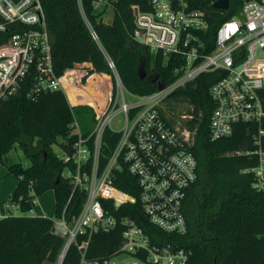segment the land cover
<instances>
[{
  "label": "built area",
  "instance_id": "obj_1",
  "mask_svg": "<svg viewBox=\"0 0 264 264\" xmlns=\"http://www.w3.org/2000/svg\"><path fill=\"white\" fill-rule=\"evenodd\" d=\"M227 3V9L219 10L232 8L231 15L220 19L213 31L212 48L207 51L193 38L195 33L205 32L207 16L201 9H193L188 0H147L148 9L144 11L131 5L133 27L129 38L152 52H160L165 59L172 58L176 77L145 95L127 91L134 98L127 103L113 62L105 54L109 73L95 72L89 63L80 62L63 70L61 76L54 74L39 0H0V102L31 78L29 99L59 90L64 92L69 106L86 105L93 111L91 132L81 135L74 120L71 126L76 138L71 152L61 151L59 156L66 163L61 177L69 184L64 207L75 196L82 198L76 213L66 217L63 211L60 217L52 218L53 234L63 239L53 264H62L71 245L79 252L80 264H187L189 249L173 242L150 243L133 218L118 213L123 205L136 204V211L161 234L185 233L182 204L197 177L196 160L190 151L195 129L186 123L192 118V106L174 117L166 109L165 99L187 82L203 73H221L209 86L213 105L208 121L210 140L230 135L235 123H261L264 0H227ZM87 27L91 39L98 43L89 24ZM67 71L70 74L65 75ZM93 75V80H101L100 91L101 88L106 91L102 103L95 100L90 104L79 95L72 103L64 84L80 87ZM105 132L114 137L110 146L104 141ZM262 134L258 128L257 143ZM256 152L259 164L251 172L257 177L256 185L261 186L264 155ZM123 175L131 178L124 182L131 193L116 187L117 182H123ZM17 208V204L8 203L1 217L13 215L9 209L18 211ZM26 214L35 215L32 208ZM117 225L122 227L119 247L108 256L86 258L90 236L111 232Z\"/></svg>",
  "mask_w": 264,
  "mask_h": 264
},
{
  "label": "trees",
  "instance_id": "obj_2",
  "mask_svg": "<svg viewBox=\"0 0 264 264\" xmlns=\"http://www.w3.org/2000/svg\"><path fill=\"white\" fill-rule=\"evenodd\" d=\"M39 1L56 76L80 62L89 63L95 72L109 73L105 54L112 60L123 88L129 93L145 95L154 91L156 85L152 79L164 85L175 79L172 58L165 59L160 52H152L129 38L133 27L131 5L144 11L148 9L147 0H104L113 11L109 23L102 21V11L95 10V0ZM211 1L188 0L193 9H201L207 16L205 32L193 36L204 46V51L212 48L213 31L220 19L228 18L232 12V8L213 9ZM85 22L94 31L98 43L91 39ZM140 62L145 73L142 79L137 73ZM68 74L67 71L65 75ZM220 75L219 71L203 73L165 99V107L174 117L183 109L189 110L188 106H181L183 103L192 106V118L186 123L190 129H195L190 151L196 160L197 177L187 189L182 204L185 233L161 234L136 211V204L123 205L118 214L133 218L150 243L173 242L189 249L187 264H264V178L259 187L257 177L251 172L259 164L256 151L264 155V117L259 125L235 123L230 135L210 140L208 121L213 105L209 86ZM93 77L80 87L64 84L72 103L77 95L90 104L95 100L102 103L106 91L104 88L100 91L101 80L95 81ZM31 81V78L25 79L12 95L0 102V166L17 179L9 203L17 204L19 212L0 217V264H53L63 239L53 234L52 218L26 214L31 200L52 190L53 218H58L63 211L66 217L76 213L82 198L75 196L64 207L69 184L61 173L66 163L55 155L52 145L69 154L76 138L71 126L75 115L82 110L93 121V111L86 105L69 106L64 92L59 90L46 91L29 99L27 92ZM259 96L264 110V89L259 90ZM258 128L263 134L258 136L257 143ZM89 132L80 130L81 135ZM103 137L108 146L113 144L114 137L108 132ZM14 144L20 146L30 161L28 167L9 159L8 153ZM121 180L123 182H117L116 187L131 193L124 186L131 178L123 175ZM121 229L117 225L111 232L92 234L85 257L98 259L112 254L119 247ZM61 262L80 264L74 245L68 248Z\"/></svg>",
  "mask_w": 264,
  "mask_h": 264
},
{
  "label": "rangeland",
  "instance_id": "obj_3",
  "mask_svg": "<svg viewBox=\"0 0 264 264\" xmlns=\"http://www.w3.org/2000/svg\"><path fill=\"white\" fill-rule=\"evenodd\" d=\"M94 7H95L96 11H102V15H101L102 21H104L105 23H109L111 21L113 11L109 5L105 4V2H97L94 4ZM123 96H124V100L127 103H130L134 100V98L131 97L128 94V92L125 90H123ZM181 106H183V108H185L188 105H187V103H183V105H181ZM75 122H76V125L78 126V128L80 130L86 129L88 131H91L94 127V125H93L94 122L91 120L90 115L83 112L82 110L77 112V114L75 115ZM58 140H60V139H58ZM52 150L57 157H59L61 155V148L59 146H57L55 144L52 145ZM8 157L12 162H19L23 167H28L30 165V161H28L27 158L24 156L22 149L20 148L19 145L14 144V147L8 153ZM5 170H6V168L4 166H2V168L0 169V171H3V172H5ZM14 181H15V179L13 178L12 175L10 176V174L7 177L6 176H4V177L0 176V196H1V198H4L6 196V199H8V197H10L9 196L10 192H8V191H9V189L12 188ZM4 188H6V189H4ZM256 188H258V187H256ZM50 191L51 190H49L48 192H45L44 194H42V196H36L38 203L40 202V204H41L40 209L38 206L33 205L34 211L36 213H41L44 216H46L47 218H53L54 217V213L52 212V195L50 194ZM2 212H4V209ZM9 212L12 213L13 215L18 213L16 210H12V209H9Z\"/></svg>",
  "mask_w": 264,
  "mask_h": 264
},
{
  "label": "crops",
  "instance_id": "obj_4",
  "mask_svg": "<svg viewBox=\"0 0 264 264\" xmlns=\"http://www.w3.org/2000/svg\"><path fill=\"white\" fill-rule=\"evenodd\" d=\"M67 98V97H66ZM2 168V166H0V169ZM9 174L7 173V170H5V172H3V171H0V176H8ZM11 176V175H10ZM14 178V177H13ZM15 179V181L13 182V185H12V188L11 189H9V191L8 192H10L9 193V196H10V194H11V192H12V190H13V188H14V186H15V184H16V182H17V179L16 178H14ZM4 189H6V188H4ZM46 192H48V191H46ZM45 193V192H44ZM44 193H42V194H44ZM42 194L40 195V196H42ZM50 194L52 195V190L50 191ZM5 196V195H4ZM9 199H10V197H8V199H6V196L4 197V198H1V196H0V217L2 216V214H3V209H5V205H7V203L9 202ZM7 203H6V202ZM6 203V204H5ZM33 205H35V206H38L39 207V209L41 208L40 206H41V204H40V202L38 203V201H37V197L35 196L34 197V203H33ZM33 205H31V208H32V211H34V208H33ZM53 206H54V198H53V195H52V212H53ZM17 211V210H16ZM18 212V211H17ZM54 213V212H53ZM16 214H19V212L18 213H16ZM16 214H14V215H16ZM34 214L35 215H41V213H36L35 211H34ZM43 215V214H42Z\"/></svg>",
  "mask_w": 264,
  "mask_h": 264
},
{
  "label": "water",
  "instance_id": "obj_5",
  "mask_svg": "<svg viewBox=\"0 0 264 264\" xmlns=\"http://www.w3.org/2000/svg\"><path fill=\"white\" fill-rule=\"evenodd\" d=\"M211 7L214 8H218V9H227L228 8V3L227 0H214L211 4ZM135 11V10H134ZM137 73L139 74L140 79H142L143 77H145V73L143 70V64L142 62L139 63V65L137 66ZM153 83H155L156 85V89H160L163 87L162 83L156 82L154 79L151 80Z\"/></svg>",
  "mask_w": 264,
  "mask_h": 264
}]
</instances>
